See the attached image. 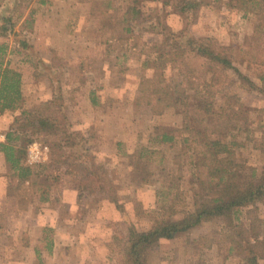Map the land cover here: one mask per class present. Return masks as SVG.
I'll use <instances>...</instances> for the list:
<instances>
[{
	"label": "rangeland",
	"instance_id": "1",
	"mask_svg": "<svg viewBox=\"0 0 264 264\" xmlns=\"http://www.w3.org/2000/svg\"><path fill=\"white\" fill-rule=\"evenodd\" d=\"M134 1L19 0L23 17L16 30L31 48L10 61L22 74L25 101L23 109L0 119V133H13L11 144L25 157L34 142L49 146V161L32 168L40 173L36 183L52 189L51 200L40 202L32 183L19 181L0 158V264H128L131 231L152 228L159 202L172 201L177 191L170 194V185H179L185 199L177 210H194L196 127L183 129L184 105L158 114L142 92L143 81L156 79L150 64L178 48L185 55L169 63L165 78L191 96L206 91L210 63L188 50L189 38L232 49L236 67L256 86L221 69L215 109L227 108L226 95L237 97L242 107L235 108L240 114L232 124L241 144L238 180L263 172L264 40L255 33L256 15L231 0H198L202 6L187 16L157 1ZM54 10L55 16L44 18ZM36 117L70 136L39 128ZM164 133L175 140L158 142ZM44 218L52 225L48 230ZM246 247L264 264V204L162 240L146 258L148 264H244Z\"/></svg>",
	"mask_w": 264,
	"mask_h": 264
},
{
	"label": "trees",
	"instance_id": "2",
	"mask_svg": "<svg viewBox=\"0 0 264 264\" xmlns=\"http://www.w3.org/2000/svg\"><path fill=\"white\" fill-rule=\"evenodd\" d=\"M146 1H157L163 6H170L181 16L195 14L202 6L198 0H135L134 3L139 4ZM231 1L234 7L244 13L256 15L258 22L255 33L259 41L264 40V0ZM18 2L19 0H3L0 3V38L12 39L13 42L12 46L8 42L0 43V118L7 113H15L23 109L25 101L22 91V74L11 66L10 61L11 55L31 48L23 33L16 30L18 20L23 17L19 13L20 4ZM171 37L176 38L177 36L172 34ZM187 48L210 63L212 80L211 84L206 87V91H195L191 96L181 92L178 86H173L172 79L165 78L169 63L173 62L175 65L185 55L186 50L178 48L168 56L162 54L155 63L150 64L155 70L154 78L156 79H149L145 83L143 81L142 85L146 87L142 92L158 114L168 108H181L180 106L184 105L183 129L186 132H192L191 123L196 127L192 138L196 145L194 149L196 171L193 184L197 185V189L194 188L193 192L194 210L192 212H186L184 209L177 210V202L185 201V199L181 197L183 193L180 192L179 185H170V194L171 190L176 189L177 191L172 201L159 202L160 206L156 211L152 228L148 231H131L126 249L128 264H148L147 251L162 240H171L178 234L200 227L215 217L227 219L236 215L241 209L264 204V170L256 179L245 182L238 180V173L242 168L238 150L241 144L233 139L235 129L232 122L239 119L240 112L235 111V108L242 106L238 103L236 96L226 95L227 108L215 109L217 93L214 89L220 84L218 73L221 69L234 70L241 79L247 80L236 67L237 60L233 50L227 47H217L208 42L198 44L193 38H189ZM262 79L264 81V78ZM165 83L166 85L162 86ZM249 84L256 88L253 83L249 82ZM26 113L23 111L22 115ZM36 121L39 128L51 129L55 134L57 131L68 134L63 127L56 125L48 118L36 117ZM13 135L11 132L8 133L6 142H0V153L4 155L19 181L32 183L30 184L34 189V194L39 195L40 202L50 201L52 186L46 183H36L40 173L25 164V152L11 144L14 140ZM174 140L172 134L164 133L158 142L167 143ZM109 200L117 202L114 198H109ZM177 214H182L183 218L174 219L173 217ZM243 250L246 255L244 264H260V257L253 247H246Z\"/></svg>",
	"mask_w": 264,
	"mask_h": 264
},
{
	"label": "built area",
	"instance_id": "3",
	"mask_svg": "<svg viewBox=\"0 0 264 264\" xmlns=\"http://www.w3.org/2000/svg\"><path fill=\"white\" fill-rule=\"evenodd\" d=\"M6 136L0 133V142H4ZM50 148L39 142L32 143L26 153L25 164L29 167L45 164L50 159Z\"/></svg>",
	"mask_w": 264,
	"mask_h": 264
},
{
	"label": "crops",
	"instance_id": "4",
	"mask_svg": "<svg viewBox=\"0 0 264 264\" xmlns=\"http://www.w3.org/2000/svg\"><path fill=\"white\" fill-rule=\"evenodd\" d=\"M53 10V9H52ZM47 16H45L44 18L45 19H48V18H50V16L52 15V16H55V14H57V12H55V10L53 11V12H47ZM41 19H42V17L40 16V21H41ZM48 34H50V32L48 31ZM47 34V32H44V35L45 36H47L48 35ZM45 38H47V37H45ZM49 40V39H48ZM48 44H49V42H48ZM92 102V100L91 99H89V101H88V103H91ZM3 118V117H2ZM1 119V118H0ZM0 158H2L3 160L2 161H4L5 160V157H4V155L2 154V153H0ZM6 161V160H5ZM75 193H78V191L76 190V192ZM78 196H76V198H77ZM51 200V199H50ZM49 202V201H48ZM75 202V203H74ZM74 202H72L73 203V205H75V204H77L78 202H76L75 200H74ZM56 215L57 214H55V216H53L54 217V219H56L55 217H56ZM44 220L46 221V218H44ZM48 223H47V221H46V223H43L42 225H43V228L44 227H46V225H47ZM62 224V223H61ZM49 225V227H52V225H50V224H48ZM56 228V227H55ZM59 228V227H58ZM44 230H48L47 228H44ZM59 230H60V228H59ZM49 249V248H48ZM50 249H53V240H51V242H50ZM36 253H37V256L38 257H40L41 256V253H40V249L39 248H37V250H36ZM50 256L52 255V253L50 252V254H49Z\"/></svg>",
	"mask_w": 264,
	"mask_h": 264
}]
</instances>
